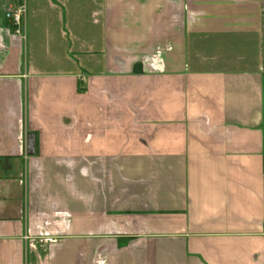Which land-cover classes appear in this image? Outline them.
Wrapping results in <instances>:
<instances>
[{"label":"crops","instance_id":"obj_1","mask_svg":"<svg viewBox=\"0 0 264 264\" xmlns=\"http://www.w3.org/2000/svg\"><path fill=\"white\" fill-rule=\"evenodd\" d=\"M0 264H264V0H0Z\"/></svg>","mask_w":264,"mask_h":264},{"label":"rangeland","instance_id":"obj_2","mask_svg":"<svg viewBox=\"0 0 264 264\" xmlns=\"http://www.w3.org/2000/svg\"><path fill=\"white\" fill-rule=\"evenodd\" d=\"M15 7H11V8H9V9H7L6 11H5V13H4V16H5V18L6 19H8L12 24H14L13 23V21H12V19L10 18V17H8L7 16V13L8 12H11L12 11V9H14ZM17 8V7H16ZM15 8V9H16ZM25 15H26V10L25 11H23L22 12V14H21V17H20V22L16 25L17 27H18V29H20V35L24 38V35L26 36L27 35V26H26V21L24 22V18H25ZM53 29L52 28H50V32L51 33H53ZM63 32V31H62ZM60 33H61V31H60ZM63 33H65V35H66V37H65V40L66 41H68L69 42V40H75V41H77V39H74V38H82V41L81 40H79L78 42L79 43H83V40L85 39L84 37H81L80 35H79V33L78 32H74L73 34H70L69 33V30H65V32H63ZM26 38V37H25ZM40 38H42V37H40ZM37 51V53H39V55L42 57L43 56V52L42 51H40V50H36ZM88 51H85L84 53H82L81 52V54L83 55L82 57H84V58H86V55L88 54L87 53ZM41 62H44L45 64H48L49 63V65H47L46 67L49 69V68H54L55 66L53 65V63H51V61H41Z\"/></svg>","mask_w":264,"mask_h":264},{"label":"built area","instance_id":"obj_3","mask_svg":"<svg viewBox=\"0 0 264 264\" xmlns=\"http://www.w3.org/2000/svg\"><path fill=\"white\" fill-rule=\"evenodd\" d=\"M24 11L22 6H18L16 9H12L11 12L7 13V16L10 17L15 25L14 32L20 34V29L16 26L20 22V17L22 12Z\"/></svg>","mask_w":264,"mask_h":264},{"label":"water","instance_id":"obj_4","mask_svg":"<svg viewBox=\"0 0 264 264\" xmlns=\"http://www.w3.org/2000/svg\"><path fill=\"white\" fill-rule=\"evenodd\" d=\"M34 145V137L32 135H30V138H29V146L30 148H32Z\"/></svg>","mask_w":264,"mask_h":264}]
</instances>
